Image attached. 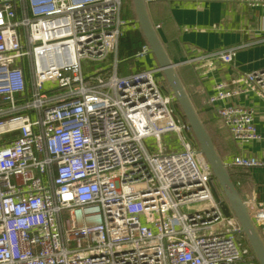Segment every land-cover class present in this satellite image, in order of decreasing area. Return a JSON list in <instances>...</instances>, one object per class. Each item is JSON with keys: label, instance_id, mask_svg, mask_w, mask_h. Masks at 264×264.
<instances>
[{"label": "built area", "instance_id": "obj_1", "mask_svg": "<svg viewBox=\"0 0 264 264\" xmlns=\"http://www.w3.org/2000/svg\"><path fill=\"white\" fill-rule=\"evenodd\" d=\"M121 5L0 0V264H258L161 70L118 75L114 61L83 71L135 26ZM233 49L198 59L228 63ZM149 52L145 43L134 56ZM229 84L208 102L264 99V68ZM215 112L236 142L264 139L252 110ZM230 164L264 167V158ZM244 202L264 233V200Z\"/></svg>", "mask_w": 264, "mask_h": 264}, {"label": "crops", "instance_id": "obj_2", "mask_svg": "<svg viewBox=\"0 0 264 264\" xmlns=\"http://www.w3.org/2000/svg\"><path fill=\"white\" fill-rule=\"evenodd\" d=\"M146 5L167 56L172 62H179L178 76L217 152L226 162L241 198L264 200V167L241 168L230 164L236 155L264 158V139L236 142L215 112L227 105L250 109L257 130L263 132L264 99L250 91L216 99L213 104L208 102L219 91L231 92L229 81L235 75L264 68V5H250L245 0H148ZM125 11L122 0V18L136 22L135 12L129 19ZM136 30H140L137 22L128 26L121 37ZM145 43L148 44L144 39L135 53ZM228 48H234L231 62L198 59L201 54ZM135 53L118 57L116 49L108 56L110 66L117 61L118 75L158 66L151 52L138 58ZM224 83L227 85L219 87Z\"/></svg>", "mask_w": 264, "mask_h": 264}, {"label": "water", "instance_id": "obj_3", "mask_svg": "<svg viewBox=\"0 0 264 264\" xmlns=\"http://www.w3.org/2000/svg\"><path fill=\"white\" fill-rule=\"evenodd\" d=\"M147 2L148 0H132L136 22L140 31L150 47V52L154 56L157 67L161 70L168 88L175 97L180 113L190 126L199 152L211 168L215 182L221 190L223 199L221 207L224 214L229 215L232 213L236 217L257 263L264 264V238L253 222L244 200L230 177L227 164L217 152L205 125L178 76L176 66L179 62H172L167 56L155 26L149 18ZM213 192L217 199L221 197L215 186H213Z\"/></svg>", "mask_w": 264, "mask_h": 264}, {"label": "trees", "instance_id": "obj_4", "mask_svg": "<svg viewBox=\"0 0 264 264\" xmlns=\"http://www.w3.org/2000/svg\"><path fill=\"white\" fill-rule=\"evenodd\" d=\"M143 42H144V37L142 36L140 30H136L134 32H126L124 36L119 39L117 45V56L123 57V56L133 55L135 51L138 49L139 45ZM175 107L179 111L176 102H175Z\"/></svg>", "mask_w": 264, "mask_h": 264}, {"label": "rangeland", "instance_id": "obj_5", "mask_svg": "<svg viewBox=\"0 0 264 264\" xmlns=\"http://www.w3.org/2000/svg\"><path fill=\"white\" fill-rule=\"evenodd\" d=\"M125 8H126V16L129 17V19H132V17L134 16V9H133V4H132V0H125ZM110 60L109 58L101 61L99 63H95V62H82L83 65V71H86V74H90L95 72L98 68L103 67V68H108L110 66ZM166 140V137H163V141ZM174 143H176V138L175 140H173ZM173 143V144H174ZM215 188L217 189V191L219 192V194L222 196L221 194V190L219 188V186L215 183Z\"/></svg>", "mask_w": 264, "mask_h": 264}]
</instances>
